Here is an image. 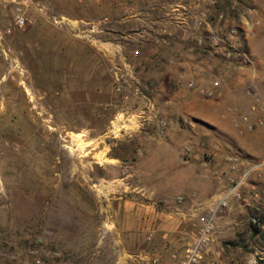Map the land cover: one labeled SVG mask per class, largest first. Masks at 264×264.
<instances>
[{"label": "rangeland", "instance_id": "rangeland-1", "mask_svg": "<svg viewBox=\"0 0 264 264\" xmlns=\"http://www.w3.org/2000/svg\"><path fill=\"white\" fill-rule=\"evenodd\" d=\"M250 39L264 0H0V264H179L209 219L201 264H264Z\"/></svg>", "mask_w": 264, "mask_h": 264}, {"label": "crops", "instance_id": "crops-1", "mask_svg": "<svg viewBox=\"0 0 264 264\" xmlns=\"http://www.w3.org/2000/svg\"><path fill=\"white\" fill-rule=\"evenodd\" d=\"M248 46L251 56H256L255 59L253 58L255 70H249L250 73L246 81L230 79L231 81L224 86L217 97L222 117H235L234 119H237L241 124L243 121H258L264 118V46L258 48L259 43L253 46L251 39L248 40ZM255 102L256 112H251L250 107L255 106ZM245 141L246 144L238 145L236 148L245 155V159L256 158V138L248 137ZM259 143H264V141L259 140Z\"/></svg>", "mask_w": 264, "mask_h": 264}, {"label": "built area", "instance_id": "built-area-1", "mask_svg": "<svg viewBox=\"0 0 264 264\" xmlns=\"http://www.w3.org/2000/svg\"><path fill=\"white\" fill-rule=\"evenodd\" d=\"M231 32L233 33L235 30L233 29ZM211 39L216 45L219 44V42L225 41L223 37H218L216 34H212ZM216 85L217 82H214V86ZM252 110L256 111V106H252ZM258 124H261L260 120H258ZM161 125L163 128L166 126V123L161 120ZM249 128H251V126ZM211 231L212 224L211 219H209L203 224V228L197 239L187 247L184 257L179 264H201L203 251L211 242Z\"/></svg>", "mask_w": 264, "mask_h": 264}]
</instances>
